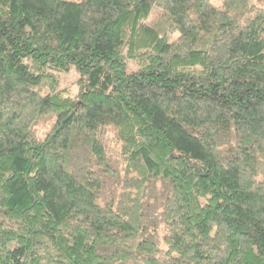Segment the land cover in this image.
<instances>
[{
    "label": "trees",
    "instance_id": "trees-1",
    "mask_svg": "<svg viewBox=\"0 0 264 264\" xmlns=\"http://www.w3.org/2000/svg\"><path fill=\"white\" fill-rule=\"evenodd\" d=\"M262 173L264 0H0V264H264Z\"/></svg>",
    "mask_w": 264,
    "mask_h": 264
},
{
    "label": "rangeland",
    "instance_id": "rangeland-1",
    "mask_svg": "<svg viewBox=\"0 0 264 264\" xmlns=\"http://www.w3.org/2000/svg\"><path fill=\"white\" fill-rule=\"evenodd\" d=\"M223 0H212V4L214 5H221ZM82 76L80 75L79 71L75 68H72L67 73H62L59 76L60 80V87L63 89H69L72 95H76L80 88V80ZM261 180H264V173L261 174Z\"/></svg>",
    "mask_w": 264,
    "mask_h": 264
}]
</instances>
